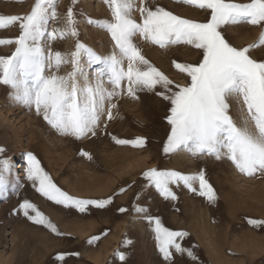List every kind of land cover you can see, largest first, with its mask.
Masks as SVG:
<instances>
[{"label": "rangeland", "instance_id": "obj_1", "mask_svg": "<svg viewBox=\"0 0 264 264\" xmlns=\"http://www.w3.org/2000/svg\"><path fill=\"white\" fill-rule=\"evenodd\" d=\"M35 2L0 0V15L30 14ZM140 3L141 0H134L135 8ZM149 4L153 9L163 7L198 22L208 18L207 11L178 0H149ZM48 7L49 15L54 10L56 16L49 19L41 47L45 55L60 52L67 62L58 70L46 69V76L67 77L73 71L71 54L77 50V42L101 58L114 50L110 34L96 26L97 21L111 20L104 0H53ZM70 7L78 35L69 33L60 38L58 32L57 38L50 39L48 33L54 30L67 31L66 14ZM132 17L140 22L135 9ZM262 31L261 26L238 24L227 26L224 35L232 46L243 48L256 43ZM19 35L18 24L0 29V39H15ZM133 42L145 59L173 81V90L176 85L190 83V78L176 69L173 62L196 65L202 60V50L190 45L161 48L139 35ZM15 47L0 45V56H11ZM251 55L258 62L264 61V47L254 49ZM103 67L90 64L87 53L81 50L77 82L83 87L86 76L95 86L102 79L103 87L111 90L107 75L97 76ZM124 87L125 93L111 101L117 105L112 110L113 119H107L106 101L96 135L76 139L59 134L42 114L37 115L34 107L18 103L10 95L13 89L0 84V149L4 150L0 160L9 164L0 185V264H167L156 247L154 224L150 226L146 216L159 218L169 230L187 233L179 242L193 252L194 258L174 253V264H264V223L253 226L248 222L264 221V174L249 177L227 159L193 157L183 150L165 154L170 103L150 92H137L139 98L133 99L126 93V83ZM230 115L240 125L239 109L233 106ZM248 128L254 131L251 121ZM113 137L128 141L143 137L146 145L141 148L118 144ZM28 154L36 157L61 191L77 199L111 198V203L103 208L89 205L81 213L47 199L37 191L38 181L28 179ZM153 168L185 175L204 170L215 201L199 194L198 181L193 183L196 192L182 183L171 185L176 199H164L143 175ZM25 200L34 204L57 232L28 219L20 208ZM121 208L126 211H119ZM29 214L35 215L31 210ZM60 254L63 259L58 258ZM121 254L124 260L120 259Z\"/></svg>", "mask_w": 264, "mask_h": 264}, {"label": "snow or ice", "instance_id": "obj_2", "mask_svg": "<svg viewBox=\"0 0 264 264\" xmlns=\"http://www.w3.org/2000/svg\"><path fill=\"white\" fill-rule=\"evenodd\" d=\"M104 2L110 9L111 20L97 21L96 26L110 34L114 50L101 58L77 42V50L71 54L73 71L67 77L45 75L46 69L58 70L62 63L67 62L58 51L45 55L40 44L49 19L56 16L54 10L49 15L48 6L53 4V0H36L27 15H0V29L13 24H18L20 29L17 38L0 39V45L16 46L11 56H0V84L13 89L10 95L18 103L34 107L37 115L42 114L59 134L80 139L89 134L96 135L106 101L107 119H113L112 110L117 105L111 101L125 93L126 83V93L133 99L139 98L137 92H150L170 103V115L166 117L170 131L163 146L165 154L183 150L193 157L210 156L217 161L227 159L239 172L249 177L256 173L264 174V61L258 62L251 55L254 49L264 47V31L256 43L243 48L232 46L224 35L225 28L230 25L264 27V0L246 3L236 0H178L207 11L208 18L204 22L182 18L163 7L153 9L149 0H141L139 8H135L134 0ZM134 9L139 12L140 22L132 17ZM66 15L67 31L54 30L48 33L50 39L57 38L58 32L60 38L69 33L78 35L71 7ZM89 23L92 21L89 20ZM137 35L161 48L185 44L202 50V60L196 65L173 62L176 69L190 78V83L176 85V90H173V81L145 59L133 42ZM81 50L87 53L90 64L104 65L97 76L102 78L106 74L112 85L111 90L103 87L102 79H98L93 86L86 76L84 86L79 85L76 73L80 70ZM233 106L241 112L240 125L230 115ZM249 121L254 131L249 130ZM113 139L118 144H131L133 147L146 145L143 137L131 141ZM3 151L0 149V152ZM8 168V161L0 160V185L4 183V173ZM143 175L166 200L176 199L171 185L179 186L182 183L190 191L196 192L193 183L198 181L199 194L210 202L215 201V192L204 170L185 175L174 170L153 168ZM27 176L29 180L38 181L37 191L41 195L58 205L74 207L81 213L89 205L103 208L111 203V198L77 199L61 191L32 154H28ZM20 208L34 223L57 232L55 225L28 200L21 203ZM29 210L35 215H30ZM119 211L125 212L126 209ZM145 218L150 226L154 224L152 231L156 247L167 264H174V253L194 258L193 252L179 242L187 233L169 230L159 218ZM248 222L253 226L264 223L252 219ZM58 258L63 259V254ZM120 259L124 260L123 254Z\"/></svg>", "mask_w": 264, "mask_h": 264}, {"label": "bare ground", "instance_id": "obj_3", "mask_svg": "<svg viewBox=\"0 0 264 264\" xmlns=\"http://www.w3.org/2000/svg\"><path fill=\"white\" fill-rule=\"evenodd\" d=\"M33 137V136H32ZM34 138V137H33Z\"/></svg>", "mask_w": 264, "mask_h": 264}]
</instances>
